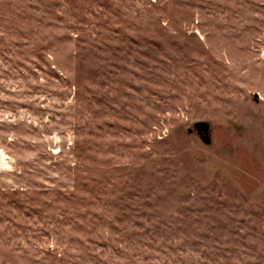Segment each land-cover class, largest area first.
I'll return each instance as SVG.
<instances>
[{
    "label": "rangeland",
    "instance_id": "obj_1",
    "mask_svg": "<svg viewBox=\"0 0 264 264\" xmlns=\"http://www.w3.org/2000/svg\"><path fill=\"white\" fill-rule=\"evenodd\" d=\"M0 264H264V0H0Z\"/></svg>",
    "mask_w": 264,
    "mask_h": 264
},
{
    "label": "water",
    "instance_id": "obj_2",
    "mask_svg": "<svg viewBox=\"0 0 264 264\" xmlns=\"http://www.w3.org/2000/svg\"><path fill=\"white\" fill-rule=\"evenodd\" d=\"M210 123L205 121V120H200V121H196L194 123V127H190L189 128V132H193L194 129H197L201 134H203V140L210 144L212 139H211V136L209 134V131H210Z\"/></svg>",
    "mask_w": 264,
    "mask_h": 264
}]
</instances>
